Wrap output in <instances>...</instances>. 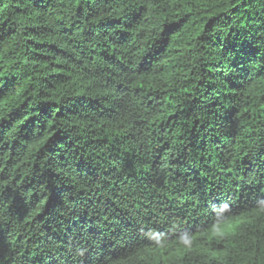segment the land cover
Returning a JSON list of instances; mask_svg holds the SVG:
<instances>
[{
  "label": "trees",
  "instance_id": "1",
  "mask_svg": "<svg viewBox=\"0 0 264 264\" xmlns=\"http://www.w3.org/2000/svg\"><path fill=\"white\" fill-rule=\"evenodd\" d=\"M0 264H264V0H0Z\"/></svg>",
  "mask_w": 264,
  "mask_h": 264
}]
</instances>
